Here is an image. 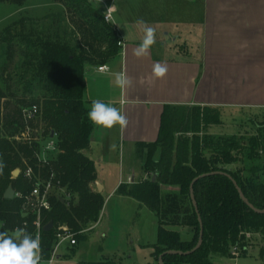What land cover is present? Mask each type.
<instances>
[{"label": "trees", "instance_id": "obj_1", "mask_svg": "<svg viewBox=\"0 0 264 264\" xmlns=\"http://www.w3.org/2000/svg\"><path fill=\"white\" fill-rule=\"evenodd\" d=\"M62 2L67 12L79 20L78 32L84 37L91 35L85 39L86 42L94 41L106 48L97 53L76 49L59 41H46L36 46L28 38H21L26 47H34L31 62L35 64L33 79L24 83V91L33 95L37 88L40 92L38 99L22 100L21 104L37 108L40 121L49 133L46 137L52 139L54 134L56 154L46 162H40L38 156L42 146L39 141L21 142L23 134L16 133L30 128L32 120L26 125L20 111L7 115L3 118V125H0V162L4 165L0 174V231L13 235L16 228L22 227L29 234L34 233L36 217L31 214L23 218L22 207L38 179L47 182L53 176V183L64 191V196L54 194L50 198L51 211L42 213L43 227L53 224L52 231H42L41 234L45 259L51 255L58 227L67 226L74 233L76 242L83 241L84 236L79 233L88 224L98 222L104 206L102 194L92 189L96 181L95 164L83 154L90 145L94 129L88 118L91 103L88 107L83 100L85 70L97 58L100 59L99 66L106 65L117 55L121 43L116 28L104 20L89 0ZM0 43L6 47L8 54L13 53L15 47L10 35L0 34ZM4 98L0 88V119ZM178 109L166 107L158 140L142 145L147 150L143 172L155 175L156 181L152 182L151 176L143 181L122 184L117 193L134 199L154 214L157 236L152 246V258L157 263L161 255L170 251L183 254H166L163 264H212L213 255L233 256L231 251L235 247L241 256L247 251V234L264 237V140L262 136L255 135L248 139L247 144L241 145L233 137L206 135L203 139L181 138L174 144V137L169 132L172 113ZM199 121L196 119V122ZM212 124H219V119L214 118ZM6 131L10 133L5 134ZM30 135L32 139L36 138L34 134ZM159 148L162 151L154 160ZM28 169L33 171L35 181L26 177ZM16 170L20 174L13 177ZM203 175L208 176L199 179L193 186L196 211L190 186ZM232 180L248 204L242 200ZM9 187H12L15 196L12 200H5L4 194ZM162 187L176 188L177 191L162 194ZM198 216L202 222V244L197 251L185 255L198 243L201 233ZM172 227L189 228L191 238L183 239L179 231L170 229ZM261 254L264 255V250ZM78 264L118 263L106 259L80 261Z\"/></svg>", "mask_w": 264, "mask_h": 264}, {"label": "crops", "instance_id": "obj_2", "mask_svg": "<svg viewBox=\"0 0 264 264\" xmlns=\"http://www.w3.org/2000/svg\"><path fill=\"white\" fill-rule=\"evenodd\" d=\"M90 1L100 4V8H95L103 17L108 10L111 11V22L116 20L115 28L121 45L117 55L103 65L107 67V71L99 72L97 68L100 66L85 70L83 100L88 106L93 100H101L121 107L129 121L123 132L119 126L104 129L93 124L90 145L83 151L95 164L96 181L93 185L97 191L98 185L101 186L100 193L105 199L97 222L99 230L91 234L88 243L90 246H98L95 251L99 259L95 261H114L102 253L104 250H115L114 247L108 248L106 244L118 241L123 226L120 215L123 208L131 209L133 206L132 213L136 216L141 214L142 224H145L147 230L150 228L154 232L153 239L147 240L146 234L139 244L150 247L151 254L156 242L157 221L154 214L142 204L117 194L122 184L143 181L147 174L143 172L144 163L139 179H136V171L132 167L124 168L121 163V148L118 158L114 160L111 148L113 131L117 133L118 143L127 145L130 156L137 155L142 161L141 158L145 159L147 155V150L142 145L153 144L158 140L166 107L187 110L209 108L221 116L220 125L225 123V118L235 121V117L241 114L263 115L264 0H202L201 51L192 59L167 56L168 53H176L177 48L165 47L156 37L154 45H160L159 51L162 54H156L153 45L147 56L136 58L133 55V50L144 36L142 27L151 24L146 23L151 18L149 0H132L130 7L126 8L128 3L124 0H121L120 8L115 0ZM120 9H123L122 12H134L135 17L124 18L125 14L120 13ZM140 21L144 23L141 24ZM121 24L130 27L127 35L119 32ZM174 42L175 40H169V44ZM156 62L168 67V73L163 79L154 80L152 77V67ZM115 72L126 73L132 80V86L123 90L117 87L112 75ZM88 78L90 84L87 83ZM170 229H178L180 232V228ZM64 248L69 251L74 246L66 245ZM251 248L248 246L246 253L241 256L213 255L212 264H264L261 251ZM84 251L80 252L76 264L88 261L83 255L89 250ZM63 257V254H59L57 262Z\"/></svg>", "mask_w": 264, "mask_h": 264}, {"label": "rangeland", "instance_id": "obj_3", "mask_svg": "<svg viewBox=\"0 0 264 264\" xmlns=\"http://www.w3.org/2000/svg\"><path fill=\"white\" fill-rule=\"evenodd\" d=\"M116 1L117 6H119L121 0H115V2ZM131 1L132 0H124V2L128 3L125 5V8L127 6L130 7ZM89 2L95 10V6L97 8L101 7L98 2H91L90 0ZM149 2V17H151L150 19L152 20L149 19V22L146 21L148 24L151 23L147 26L155 29L156 39L162 41V44H164L165 47L173 46L174 48H177L176 53H168L166 55H173L186 59L197 57V54L201 51L202 43V28L200 26L202 17V0H149ZM120 7L121 6H119V8ZM122 10L123 9H120L119 12L125 14L123 15L124 18L125 16H128L129 18L135 17L134 12H122ZM78 23H80L79 20L67 12L65 3L62 2V0L0 1V34L10 35L13 38V44L15 47L13 53L8 54L6 52V47L0 43V88L5 96L1 101L2 118L0 119V125H3V118L7 115H12L19 111L21 112L26 125L32 120L30 122L32 123L30 128L26 127L22 132L19 130L16 134H23L21 142H25L26 140L39 141L42 146V160L44 159L46 161L50 159V157H53L51 155L56 154V151L49 150L48 152L44 150L48 143L51 142V140L54 141V139L46 137V134L49 133L41 123L40 116L37 114V116L28 119L26 115L30 112L29 110L31 108L21 104L22 100L29 102L33 97L38 99L40 94L37 88L33 91V95L24 91V83L31 82L33 79L35 64L31 62V54L34 47H26V45L22 43L21 38H28L32 43H35L36 46L46 41H59L66 42L76 49H84L86 51L89 50L97 53L104 51V48H106L105 45L98 46L94 41L93 43L86 42L88 35L89 37H91V35L88 34L86 35L87 37L81 35L78 32ZM152 23L154 24L152 25ZM111 24L116 27V20H113ZM143 28L144 26L142 29ZM127 31H130V27L123 26L122 24L119 26V32L122 33V35H127ZM169 40H175V42L169 44ZM159 48L160 45H154L156 54H162V52L159 51ZM99 60L100 59L97 58L95 63L88 64L86 69L88 67L99 66ZM87 83L90 84L89 78L87 79ZM35 87H37L36 84ZM218 115L219 114L216 111L211 109L208 111L197 109H178L174 111L171 116L172 121L169 132V134L174 137V144H176L177 140L181 138H187L189 140L194 138L203 139L206 135H211L215 138L233 137L241 145L247 144L248 139L255 135L262 136V139L264 140V113L261 116L241 114L235 117V121L225 118V123L223 125H220L221 116ZM214 118L219 119V124L213 126L212 122H214ZM196 119H199L200 121L196 122ZM9 133L10 131H6L5 134ZM30 134H34L36 138L32 139ZM118 141L117 133L113 131L111 135V148L114 160L118 158L119 149L121 148L122 166L126 169L127 167H132L136 171V179H139L142 174L141 166L145 161V159H143L144 157L141 158L142 161L137 155L131 157L127 145L123 143L119 144ZM161 151L162 148H159L154 160L159 158ZM205 153H208V151ZM231 168H234V166ZM151 176H153V174L148 173L145 180L149 179ZM39 177L38 173V178ZM128 184H130V182ZM92 189L93 191L98 192L94 185L92 186ZM161 189L162 194H166L170 191H177L176 188L171 189L162 187ZM57 193L64 196V192ZM67 200H69V197H67ZM131 207L133 208V206ZM131 209L123 208L120 214L123 226L121 227L122 232L117 238L118 241H114L112 244H106L108 248L114 247L115 250H104L102 254L111 257L118 264H158L157 261L154 259L152 260L150 247H142L139 245L142 241L141 239H145L146 234L147 240L153 239L155 234L154 232L152 233L150 228L147 230L146 226H144L145 224H142L140 221L142 215H134L132 213L134 208L133 210ZM98 230L99 226L97 222L88 224L83 231L79 233V235L84 236V240H78L77 245L74 248L69 249V251L62 248L60 254H63L65 257L59 260L56 264H76L80 258V252H85L84 250H89L83 255L88 261L99 259L96 252L98 246H90L88 243V238L91 234L97 233ZM179 230L183 239L191 238L189 228L181 227ZM247 239H249L248 246H251L252 250L258 252L264 250L263 236L251 234Z\"/></svg>", "mask_w": 264, "mask_h": 264}, {"label": "clouds", "instance_id": "obj_4", "mask_svg": "<svg viewBox=\"0 0 264 264\" xmlns=\"http://www.w3.org/2000/svg\"><path fill=\"white\" fill-rule=\"evenodd\" d=\"M139 23L143 24V21ZM144 36L141 43L133 50L136 58L148 55L151 47L155 44V29L144 25ZM168 73L166 64L156 62L152 67L153 79H163ZM117 87L126 89L132 86V80L124 72L112 74ZM89 120L104 129H112L119 126L121 132L128 126V118L121 107L113 106L101 100H93L88 112ZM3 163L0 162V174L3 171ZM42 250L39 235L33 237L25 228H16L13 235L0 231V264H41ZM51 264V261L48 262Z\"/></svg>", "mask_w": 264, "mask_h": 264}, {"label": "built area", "instance_id": "obj_5", "mask_svg": "<svg viewBox=\"0 0 264 264\" xmlns=\"http://www.w3.org/2000/svg\"><path fill=\"white\" fill-rule=\"evenodd\" d=\"M111 11L108 10L107 14L104 16V20L108 23L111 22ZM121 45V44H119ZM99 72H105L107 71L106 66H100L97 68ZM30 112L26 115L28 119L33 118L37 114V108L33 107ZM45 151L53 150L55 149V143L53 140L48 143L47 147L44 149ZM38 159L40 162H46V160H42L41 155L38 156ZM26 177L30 180L34 179L33 171L31 169H28L26 171ZM53 178V176H52ZM52 178L47 181H41L37 180L34 183V187L31 191V193L26 197V201L22 207V217L27 218L31 214L36 217L33 226H34V233L32 234L33 237L39 235L40 237V247L42 250V231H43V221H42V213L43 212H50L52 209L50 198L56 194L57 192H64L61 189H58V185L56 186L53 183ZM57 195H59L57 193ZM65 195V194H64ZM14 234V233H13ZM246 237H249V234L246 235ZM77 244L76 239L74 237V233L71 232V230L66 226H60L56 229L55 232V241L51 250V255L48 259H45L42 255L41 264H48L49 261H51V264H55L57 262V258L60 254V250L65 247L66 245L69 246H75ZM239 249L237 247L232 248V255L233 256H239Z\"/></svg>", "mask_w": 264, "mask_h": 264}, {"label": "water", "instance_id": "obj_6", "mask_svg": "<svg viewBox=\"0 0 264 264\" xmlns=\"http://www.w3.org/2000/svg\"><path fill=\"white\" fill-rule=\"evenodd\" d=\"M53 137H54V134L51 135V138H53ZM19 174H20V171H19V170H16V171L13 172V176H14V177H17ZM206 176H208V175L200 176L199 178H197L196 180H194L193 183H192L191 186H190V195H191V199H192V202H193V206H194V208H195L196 211H197V205H196L195 198H194L193 186H194V184L196 183V181H198L199 179L204 178V177H206ZM155 181H156V176L154 175V176L152 177V182H155ZM232 182H233L234 186L236 187V189H237V191H238L240 197L242 198V200H243L246 204H248L247 200H246L245 197L243 196V194H242L241 190L239 189V187L237 186L236 182L233 181V180H232ZM101 190H102V189H101V186L98 185V192L100 193ZM14 196H15V192H14V190L12 189V187H9V188L6 190L5 194H4V199H5V200H12V199L14 198ZM257 212L262 213L263 211H257ZM198 220H199L200 228H201V233H200V236H199L198 243H197V245L195 246V248H194L193 250H191V251L188 252V253H184L185 255L197 251V250L200 248L201 244H202V240H203V230H202V222H201V219H200L199 216H198ZM52 229H53V224H52V223H49V224H47V225L43 228V231H44V232H50V231H52ZM166 254H173V255L180 254V255H182L183 253L174 252V251L166 252V253H164L163 255H161V256L159 257V259H158V264H163V257H164V255H166Z\"/></svg>", "mask_w": 264, "mask_h": 264}]
</instances>
